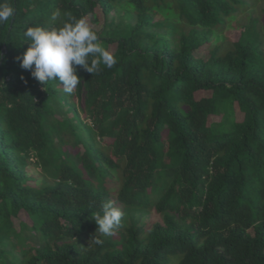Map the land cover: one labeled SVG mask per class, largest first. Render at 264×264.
<instances>
[{
    "label": "trees",
    "instance_id": "obj_1",
    "mask_svg": "<svg viewBox=\"0 0 264 264\" xmlns=\"http://www.w3.org/2000/svg\"><path fill=\"white\" fill-rule=\"evenodd\" d=\"M258 1L7 0L0 264H264V17L244 21ZM68 14L117 58L77 66L71 94L16 59L28 27ZM107 201L125 213L110 237L94 221Z\"/></svg>",
    "mask_w": 264,
    "mask_h": 264
},
{
    "label": "clouds",
    "instance_id": "obj_2",
    "mask_svg": "<svg viewBox=\"0 0 264 264\" xmlns=\"http://www.w3.org/2000/svg\"><path fill=\"white\" fill-rule=\"evenodd\" d=\"M14 15L15 8L7 0H0V24L7 23ZM60 15L59 10L54 11L51 20L56 21ZM23 35L30 42V46L22 56L16 58L21 68L29 70L32 77L42 85L58 80L68 94L73 93L81 83L77 66H82L88 73L94 74L101 70V64L112 68L117 63V58L101 46L98 34L83 17L77 19L68 14V21L61 27L51 30L28 27ZM102 213L94 218L98 225L97 231L110 237L123 227L125 213L112 201L102 204ZM93 241L96 244L103 242L96 236Z\"/></svg>",
    "mask_w": 264,
    "mask_h": 264
},
{
    "label": "rangeland",
    "instance_id": "obj_3",
    "mask_svg": "<svg viewBox=\"0 0 264 264\" xmlns=\"http://www.w3.org/2000/svg\"><path fill=\"white\" fill-rule=\"evenodd\" d=\"M257 6H258V8H257ZM257 6L255 8H252L251 10H249L248 14L247 13L245 14L247 16L244 18V21L248 22L247 27L251 25V21L254 17H259V16H260V18H258V20L260 21L261 24H263L262 21H263V17H264V12L263 11L261 12V10L264 8V0H259L257 3ZM240 19H241V17H238L237 21H240ZM228 26H229V23H227L226 28ZM218 33H220V32L218 31ZM228 44L229 43L226 42V44L224 45V49H222V50H226L229 47Z\"/></svg>",
    "mask_w": 264,
    "mask_h": 264
}]
</instances>
